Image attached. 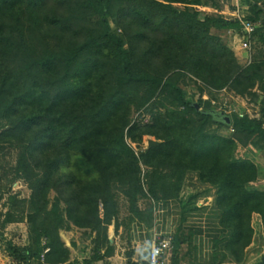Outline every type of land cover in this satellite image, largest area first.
<instances>
[{
    "label": "trees",
    "instance_id": "trees-1",
    "mask_svg": "<svg viewBox=\"0 0 264 264\" xmlns=\"http://www.w3.org/2000/svg\"><path fill=\"white\" fill-rule=\"evenodd\" d=\"M257 2L240 0L250 12L238 18L201 16L202 0H0V150L18 149L14 179L29 189L22 219L32 239L13 248L18 261L64 264L70 250L58 232L72 226L93 234L92 259L110 253L117 190L140 216V197L149 215L151 201L177 200L183 212L216 207L231 232V264L264 249V171L245 153L254 140L264 144V49L241 65L211 32L246 38L247 20L250 44L264 47ZM203 89L261 96V117L225 116L200 98ZM141 108L150 120L132 121ZM144 139L136 152L130 143ZM4 221L17 220L7 211ZM171 243L175 252L177 236ZM250 264H264V251Z\"/></svg>",
    "mask_w": 264,
    "mask_h": 264
},
{
    "label": "crops",
    "instance_id": "crops-1",
    "mask_svg": "<svg viewBox=\"0 0 264 264\" xmlns=\"http://www.w3.org/2000/svg\"><path fill=\"white\" fill-rule=\"evenodd\" d=\"M217 2L222 4L228 0H217ZM214 33L231 46L238 59V54L241 55L243 51H238L239 46L234 45L235 33L230 29L215 30ZM260 185H262L261 181L258 186ZM150 203L152 210L150 215L145 212V206L138 204L141 216L128 211L124 216L118 215L117 227L112 221L107 229V238L109 244L112 245V251L105 253V248L100 249L98 259L91 258L93 234L86 232L88 238L85 242L88 245V252L81 257H74L72 254L75 252L74 241L76 243L79 241L76 238L72 239V229L61 231L60 238L70 250V259L64 264L72 262L85 264L86 261L89 262L88 264H125L127 260L141 264L146 262L147 253L155 236H177L178 243L175 246V252L171 250L167 257V264L232 263L225 253V245L231 232L219 223L220 211L216 207L207 205L198 211L183 212L177 200L156 203L151 201ZM7 259L6 256L0 257V262ZM250 263L249 258L244 261V264Z\"/></svg>",
    "mask_w": 264,
    "mask_h": 264
},
{
    "label": "rangeland",
    "instance_id": "rangeland-1",
    "mask_svg": "<svg viewBox=\"0 0 264 264\" xmlns=\"http://www.w3.org/2000/svg\"><path fill=\"white\" fill-rule=\"evenodd\" d=\"M175 6L177 8H183L182 5ZM257 6L262 12V18H264V0H258ZM200 12L201 16H240L241 18H243L244 16L249 14L250 10L248 5H242L240 3V0H228V2L222 4H218L217 0H202ZM211 32L214 33L215 30L211 29ZM233 37L235 38L234 45L239 46V49L237 48V50L243 51L241 55L238 54V62L241 65H245L249 61L247 59L248 51L240 48L241 42L244 40V38L241 34L237 33H235ZM252 42L250 44L249 52H258L264 49V47H262L261 45H255ZM254 46L257 47H255L254 49ZM197 86L198 85H195L193 83L188 84V86L186 87L187 98L193 101H196L198 99V93L196 90ZM200 98L209 99L211 104H213L217 110H221L225 113V116H231L233 114H246L251 118L261 117V96H258L257 98H252L251 96L241 97L227 89L219 92H213L207 89H203ZM131 120L137 121L138 123H145L150 120V114L146 112L144 108H141L139 110L134 109L131 112ZM209 130L222 135H229L231 133V128L226 126L212 125L210 126ZM146 139H144V142L140 145L132 143H130V145L136 152H140L146 149ZM17 150L18 149L10 147H5L4 149L0 150V257H8L7 260L9 262L18 261L13 248L18 249L21 247H25L31 242L32 239L29 233V224L25 221V219H22L25 217V214L28 211L27 204L22 200L28 198L29 189L26 186V182H24L23 180L14 179L13 175V166L15 164ZM245 153L247 154V156L251 157L255 162H257L264 171V144L261 141L254 140L252 144L245 149ZM141 168V173L143 175L145 173V167L141 165ZM260 181L262 185H260L259 187L264 188V174ZM145 192L146 191H144V193ZM13 196L14 200H12ZM53 196L54 193L51 192L50 199H52ZM116 201L118 205V215H120V217L124 216V214L128 212V201L118 190L116 191ZM148 202L149 201L147 197H140L137 204L146 206ZM7 211H9L11 213V217L17 221L6 223L4 220ZM71 229L73 231L72 239L74 240L76 238V240L79 241V243H76L74 241L75 252H72V254L74 257H81L86 252H88V245L85 242V240L88 238L86 237L87 231H81L75 229L74 227H70L69 229L59 230V236L61 231H67ZM263 251L264 249H261V245L258 244V246H256V248H254L249 253L250 256L248 258L252 261V258L255 255L261 254L263 253ZM81 260L82 259H80V261Z\"/></svg>",
    "mask_w": 264,
    "mask_h": 264
},
{
    "label": "built area",
    "instance_id": "built-area-1",
    "mask_svg": "<svg viewBox=\"0 0 264 264\" xmlns=\"http://www.w3.org/2000/svg\"><path fill=\"white\" fill-rule=\"evenodd\" d=\"M241 18L240 16H237ZM242 30L246 35V38L241 42V49L247 50V59L249 60V49H250V40L249 36L252 33L255 24L243 20L242 21ZM171 236H155L153 243L150 245L149 251L146 256V261L148 264H167V257L171 252L172 243ZM47 251V248L44 252ZM42 258V255H41ZM0 264H25L22 261H13L9 262L8 260L1 261Z\"/></svg>",
    "mask_w": 264,
    "mask_h": 264
},
{
    "label": "water",
    "instance_id": "water-1",
    "mask_svg": "<svg viewBox=\"0 0 264 264\" xmlns=\"http://www.w3.org/2000/svg\"><path fill=\"white\" fill-rule=\"evenodd\" d=\"M226 120L229 121L228 117H226Z\"/></svg>",
    "mask_w": 264,
    "mask_h": 264
}]
</instances>
